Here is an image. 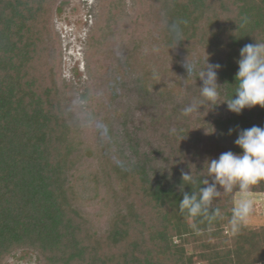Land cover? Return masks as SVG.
<instances>
[{
	"label": "trees",
	"instance_id": "obj_1",
	"mask_svg": "<svg viewBox=\"0 0 264 264\" xmlns=\"http://www.w3.org/2000/svg\"><path fill=\"white\" fill-rule=\"evenodd\" d=\"M47 2L0 0V264L21 251L35 252L41 264H264V224L247 222L238 232L231 230L236 189L224 193L217 185L222 193L212 207L221 210V217L211 223L179 210L184 192H198L205 187L203 179L212 182L204 170L207 160L227 151L242 154L235 144L239 132L264 128V108L236 114L226 103L235 95L240 49L264 42V0H204L216 7L220 2L226 16L217 48L200 63L221 65L216 105L202 98L199 71L193 70L198 96L179 94L170 77L150 82L147 96L173 93L179 99L175 112L181 111L184 120L164 125L153 140L139 138L145 129H136L134 139L128 135L132 156L123 157V163L132 178L126 181H116L105 162L104 82L95 79L97 109L87 114L70 88L57 80L49 84V76L42 74V67H53L57 51L52 35L40 34L37 27ZM183 6L199 14L198 0ZM245 17L247 23L239 27ZM154 35L150 31L149 38ZM137 45L135 37L123 38L118 48L130 54ZM88 97L94 101L93 90ZM190 100L201 106L192 120L182 112ZM89 117L92 137L86 141L83 128ZM182 172L193 175L190 184L183 182ZM126 186L140 193L141 211L133 218L118 215L120 202L112 193ZM262 194L264 181L252 186V195Z\"/></svg>",
	"mask_w": 264,
	"mask_h": 264
},
{
	"label": "rangeland",
	"instance_id": "obj_2",
	"mask_svg": "<svg viewBox=\"0 0 264 264\" xmlns=\"http://www.w3.org/2000/svg\"><path fill=\"white\" fill-rule=\"evenodd\" d=\"M188 1L48 0L38 20L40 34L50 33L57 48L53 67L41 69L42 74L49 76V84L57 80L61 86L70 88L74 102L87 114L97 109L99 93L95 79L105 84L102 101L107 104V113L102 122L101 144L106 165L116 181L132 178L130 169L123 163V157L132 156L133 144L128 135L134 139L136 129L140 128L139 132L145 129V134L138 132L140 139L153 140L155 134L164 130V125L184 120L181 111L175 112L179 99L171 97L172 92L166 98L160 93L147 96L148 84L158 77H170L176 82L179 94L199 95L193 85V70L199 71L203 61L209 58V52L217 48L226 16L220 2L216 7L204 0H198L199 14L191 15L183 6ZM180 20L188 23L180 25L183 40L177 43L170 25ZM150 31L155 33L152 38H149ZM131 37L136 38L138 45L130 54H125L118 46L123 38ZM109 55H112L111 62L106 59ZM188 59L192 64L190 72L184 66ZM90 90H93L94 101L88 97ZM138 99L153 103L138 106ZM189 102L192 104L195 100ZM193 115L189 116L191 120ZM89 119L83 128L86 141L92 137V120ZM112 193L120 202V217L133 218L141 211L140 193L132 192L130 186L123 191L115 187ZM253 198L255 211L248 223L264 224V194L253 195ZM101 247L107 249L104 244ZM6 264H41V261L35 252L21 251Z\"/></svg>",
	"mask_w": 264,
	"mask_h": 264
},
{
	"label": "clouds",
	"instance_id": "obj_3",
	"mask_svg": "<svg viewBox=\"0 0 264 264\" xmlns=\"http://www.w3.org/2000/svg\"><path fill=\"white\" fill-rule=\"evenodd\" d=\"M187 20H180L170 25V31L174 33L176 42L183 40L181 24H187ZM247 23L245 17L243 24ZM158 51V49H155ZM240 59L238 60L239 71L236 74L235 95L227 100L229 111L241 114L245 108H253L259 105L264 108V42L255 44L249 43L240 49ZM187 70L192 71V64L187 60L184 65ZM221 65L209 64L202 65L198 77L203 81L200 87V94L210 105H216L219 98L220 85L217 83V69ZM201 106L195 102L182 109L185 116L200 111ZM171 131H175L172 129ZM232 130H229L231 134ZM235 144L240 147L242 154H234L232 151L222 153L218 159H209L205 162L207 177L203 179L198 192L183 193V198L179 203V210L189 218L202 217L209 221L221 217V210L213 208L212 202L221 196V191L217 185L223 188L224 193H232L237 190L238 195L234 197L232 215L230 219L231 230L236 233L241 227L247 224L248 219L255 211V200L252 195V186L264 181V128L252 126L239 132ZM183 182L189 184L193 180V175L182 172ZM203 222V221H201ZM193 229L197 225H191Z\"/></svg>",
	"mask_w": 264,
	"mask_h": 264
}]
</instances>
